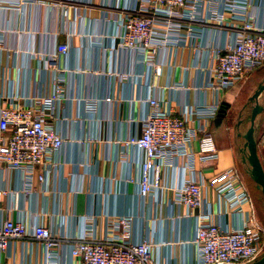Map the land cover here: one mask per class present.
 <instances>
[{
	"label": "crops",
	"instance_id": "obj_1",
	"mask_svg": "<svg viewBox=\"0 0 264 264\" xmlns=\"http://www.w3.org/2000/svg\"><path fill=\"white\" fill-rule=\"evenodd\" d=\"M205 1L222 8L223 0ZM135 6V0H0V107L11 98L26 105L48 97L56 78L65 77L64 98L50 120L64 145L53 157L46 181L36 180L29 195L22 192L19 172L2 169L0 182L11 191L1 200L3 217L49 228L61 241L58 255L52 263L35 242H15L0 255V264H81L72 249L89 222L102 238L111 233L109 222L122 217L133 220L132 239L150 243L159 264H197L198 217L210 215V221L222 227L241 225V218L208 183L231 168L242 179L241 169L248 174L240 135L250 128L251 109L246 105L264 86V67L227 91H212L210 70L218 51L232 41V32L187 22L197 37L184 30L178 45L186 46L162 49L155 59L160 73H155L136 51L119 46L120 17ZM247 10L264 29V0H250ZM201 14L206 16L207 9ZM60 45L68 46L65 55L58 52ZM150 98L176 113L197 105L221 106L217 117L202 122L219 159L198 162L194 174L182 164L162 173L169 188L194 176L206 183L202 206L190 213L175 205L170 189L146 199L140 195L142 155L126 142L141 136ZM259 105L263 112L256 119V135L264 166V93ZM191 148L197 153L199 143ZM253 209L256 216L254 202Z\"/></svg>",
	"mask_w": 264,
	"mask_h": 264
},
{
	"label": "built area",
	"instance_id": "obj_2",
	"mask_svg": "<svg viewBox=\"0 0 264 264\" xmlns=\"http://www.w3.org/2000/svg\"><path fill=\"white\" fill-rule=\"evenodd\" d=\"M135 1L136 6L120 17L119 46L136 51L142 63L152 67L155 73H160L155 59L162 49L186 46L178 45L184 30L197 37L187 22L214 24L226 29L227 35L232 32V41L218 51L210 70L208 88L212 91H227L264 67V29L255 25L247 10L250 0H223L221 9L205 0ZM205 8L207 15L202 16ZM58 52L65 55L68 46L60 45ZM64 82L65 77L59 75L52 95L34 98L26 105L11 98L0 107V182L2 169L19 172L25 195L34 191L36 180L46 181V175L53 169V157L63 148L64 139L50 120L55 119L57 105L64 98ZM146 102L150 112L143 120L142 134L126 142L142 155L140 195L146 199L170 189L175 205L185 207L190 213L202 206L206 183L194 176L185 179L179 187L169 188L163 184L162 173L182 164L186 172L194 174L198 162L219 159L214 139L202 122L217 117L221 106L219 103L197 105L176 113L163 109L157 99ZM196 141L197 153L191 148ZM208 185L228 210L241 218V225L222 227L212 223L210 215L198 217L194 239L197 264H250L258 260L264 253V227L255 216L252 197L241 174L231 168L211 179ZM8 194L11 191L0 187V255L7 253L15 242L31 241L45 250L50 262L54 261L61 241L49 228L3 217L1 200ZM132 227L131 218H117L109 222L110 235L98 238L90 221L74 245L72 256L80 259L81 264H159L152 257L150 243L132 239Z\"/></svg>",
	"mask_w": 264,
	"mask_h": 264
},
{
	"label": "water",
	"instance_id": "obj_3",
	"mask_svg": "<svg viewBox=\"0 0 264 264\" xmlns=\"http://www.w3.org/2000/svg\"><path fill=\"white\" fill-rule=\"evenodd\" d=\"M264 93V86H260L254 95L249 99L246 108L251 109L250 128L244 135H240L245 140L242 149L244 154L243 163L249 167L248 175L255 183L256 188L264 197V166L259 156V148L257 141V125L256 119L263 112V108L259 105V99ZM250 264H264V253L262 256Z\"/></svg>",
	"mask_w": 264,
	"mask_h": 264
},
{
	"label": "rangeland",
	"instance_id": "obj_4",
	"mask_svg": "<svg viewBox=\"0 0 264 264\" xmlns=\"http://www.w3.org/2000/svg\"><path fill=\"white\" fill-rule=\"evenodd\" d=\"M241 172L243 173V181L245 183V186L249 190L255 205L256 218L258 222L264 227V197L262 193L256 188V185L252 181L250 176L246 174L242 169Z\"/></svg>",
	"mask_w": 264,
	"mask_h": 264
}]
</instances>
